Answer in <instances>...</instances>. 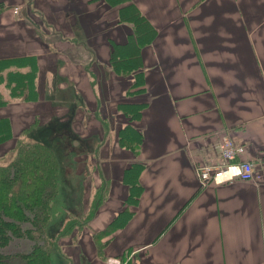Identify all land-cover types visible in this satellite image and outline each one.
Here are the masks:
<instances>
[{"label": "crops", "instance_id": "1", "mask_svg": "<svg viewBox=\"0 0 264 264\" xmlns=\"http://www.w3.org/2000/svg\"><path fill=\"white\" fill-rule=\"evenodd\" d=\"M107 1L0 0V60L32 57L38 92L35 102L0 107L11 131L0 157L24 131L73 109L72 172L83 156L92 178L87 193L76 185L71 205L107 189L58 263L264 264V0H128L157 32L140 53L145 91L132 96V77L109 64L111 46L132 27L118 22L123 5ZM124 101L146 103L134 122L144 134L136 154L117 143ZM224 135L245 148L259 178L201 186L196 168L221 162ZM132 163L144 166L138 203L124 226L97 240L124 208L122 175Z\"/></svg>", "mask_w": 264, "mask_h": 264}, {"label": "trees", "instance_id": "2", "mask_svg": "<svg viewBox=\"0 0 264 264\" xmlns=\"http://www.w3.org/2000/svg\"><path fill=\"white\" fill-rule=\"evenodd\" d=\"M108 4L123 5L118 12V22H126L132 27V32L125 43L111 46L110 67L119 76L132 77V84L126 91V96L142 94L145 87L140 53L144 46L152 42L157 32L128 0H109ZM36 76L37 66L32 57L0 60V84L4 86L8 98H4L0 91V107L5 106L9 100L37 101ZM145 106L146 103L129 101H124L118 106V111L126 118V124L117 131V143L133 154L138 152L144 139L142 130L137 128L134 122L140 120ZM55 133L58 136L66 135L65 143L70 139L74 140V135L69 131L65 133L59 130ZM10 138L8 121L0 120V144ZM23 139L18 138L11 150L14 158L9 163L0 165V264H51L50 251L40 243L46 244L45 228L51 221L52 204L59 190L58 159L48 145L36 141L26 142ZM143 167L142 163H132L126 167L122 175V182L128 187L124 208L104 230L94 234L95 239L100 240L103 236H109L129 220L133 213L132 209L136 207L141 195L142 187L138 177ZM106 190L105 186H101L96 195L103 199ZM97 205L94 200L88 222L97 212L99 208ZM63 232L62 235L68 230L64 228ZM21 239L32 242L33 245L28 252L14 255L2 252L11 241ZM49 244L51 247L55 246L54 242Z\"/></svg>", "mask_w": 264, "mask_h": 264}, {"label": "rangeland", "instance_id": "3", "mask_svg": "<svg viewBox=\"0 0 264 264\" xmlns=\"http://www.w3.org/2000/svg\"><path fill=\"white\" fill-rule=\"evenodd\" d=\"M0 90H5L2 84H0ZM2 95L4 98L8 99L6 94H2ZM51 97H54V93L51 94ZM68 100L70 104L72 101L70 99ZM71 113L73 114V109L70 110L69 115L67 117L65 118L54 117L53 119H57V120H53L42 126L35 125L34 127L24 131V134L20 136L23 137L24 138L23 140L26 142L36 141L48 145L53 150L54 154L58 159L59 190L52 204L51 221L49 225H47L45 228L46 234L44 238L46 240V244L40 243L42 247H46V249L50 251L51 264H60V262L58 263L57 261V257L61 259V255H60L62 251L61 249L67 248L65 246L69 245L70 242L77 236V234L87 229L88 217H90V212L92 210L91 205L93 201L96 200V203L98 204L97 206H99L100 208L104 200L96 195L97 194L96 191L95 195L93 193V196L92 198H90L91 200H89L88 204L83 203V204H76L75 206L71 205L72 200L74 199V195L78 196L79 194L76 185L77 187H79L83 184L85 191L87 193L88 192L87 189L90 186L89 181H91L90 178H92V175L89 176L87 170L88 162H86V160L88 161V159L83 156L81 158H78L75 163L73 162L74 164L73 170H76L77 168V171L79 173L75 174L72 172V165H71L72 159L70 156V150L72 146H74V144L76 146L77 143H75L72 139H70L68 143H65L64 140L67 141V136L66 135L58 136V134L55 133L56 131L59 130H63L65 133H67L68 130L71 131V122L73 118V115H71ZM13 158H14V153H12V151L5 153L2 157H0V165L9 163ZM86 193H84V199L86 197ZM101 194L102 193H100L99 196H101ZM76 201H78L77 198ZM23 227H25V225H23ZM26 227H28V225H26ZM64 228H66L68 232L62 235V233H64L63 232ZM76 232L77 234H75V237H72V234ZM49 242H54L55 246L51 247ZM32 245H33L32 242L28 241V239L13 240L7 247H5L4 250H2V252L7 255L8 254L14 255L16 253H26L31 249ZM63 261L64 260H62V262ZM108 264H122V263L120 262V260L113 259L108 261Z\"/></svg>", "mask_w": 264, "mask_h": 264}, {"label": "built area", "instance_id": "4", "mask_svg": "<svg viewBox=\"0 0 264 264\" xmlns=\"http://www.w3.org/2000/svg\"><path fill=\"white\" fill-rule=\"evenodd\" d=\"M17 14V9H14ZM221 159L217 165H203L196 168V175L201 186L206 184H224L235 180L251 181L258 179L252 164L242 156L245 148L236 144L232 138L224 135L216 144Z\"/></svg>", "mask_w": 264, "mask_h": 264}]
</instances>
